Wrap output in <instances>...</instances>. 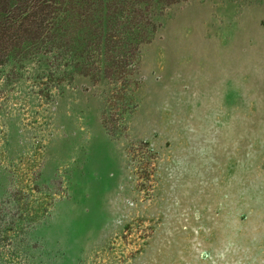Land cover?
<instances>
[{
  "label": "rangeland",
  "instance_id": "obj_1",
  "mask_svg": "<svg viewBox=\"0 0 264 264\" xmlns=\"http://www.w3.org/2000/svg\"><path fill=\"white\" fill-rule=\"evenodd\" d=\"M5 9L0 264H264V0Z\"/></svg>",
  "mask_w": 264,
  "mask_h": 264
},
{
  "label": "trees",
  "instance_id": "obj_2",
  "mask_svg": "<svg viewBox=\"0 0 264 264\" xmlns=\"http://www.w3.org/2000/svg\"><path fill=\"white\" fill-rule=\"evenodd\" d=\"M10 12H11V10H10ZM25 11H23L22 13H24ZM6 14L8 15V16H6ZM29 17H30V15H29ZM10 19H12V16H10L9 15V12H8V9H5L4 11H1L0 12V29H1V27L3 26H5V24H9L10 22H11V20ZM17 19H14L13 21H16ZM2 21H4V23H2ZM12 26L13 25H11V23L7 26V30H10L11 28H12ZM6 29V27H4V28H2V30H5ZM1 63V62H0ZM30 203V209H29V217H34V215H36V214H33L34 212H33V210H34V208H36L35 206H34V204L32 205V201H30L29 202ZM34 203V202H33ZM37 211H38V207H37Z\"/></svg>",
  "mask_w": 264,
  "mask_h": 264
}]
</instances>
